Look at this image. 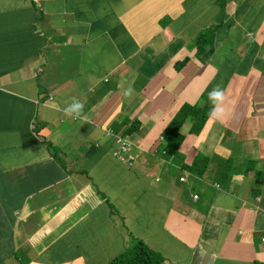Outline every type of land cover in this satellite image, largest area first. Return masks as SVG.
<instances>
[{
    "label": "crops",
    "instance_id": "1",
    "mask_svg": "<svg viewBox=\"0 0 264 264\" xmlns=\"http://www.w3.org/2000/svg\"><path fill=\"white\" fill-rule=\"evenodd\" d=\"M263 71L264 0H0V264H106L132 238L161 264H264ZM211 86L232 114L163 157ZM134 122L128 167L105 129Z\"/></svg>",
    "mask_w": 264,
    "mask_h": 264
},
{
    "label": "clouds",
    "instance_id": "2",
    "mask_svg": "<svg viewBox=\"0 0 264 264\" xmlns=\"http://www.w3.org/2000/svg\"><path fill=\"white\" fill-rule=\"evenodd\" d=\"M209 28H212V30L210 31L211 34L209 35L208 39H207V42L209 41V38L210 37H213L215 35V32H214V27H209ZM209 28H206L205 30L209 29ZM204 30V31H205ZM203 32V31H202ZM201 32V34H202ZM198 42V40H197ZM204 44V43H203ZM198 47H199V44H198ZM201 49H203V46L201 47ZM199 48V51L201 50ZM183 62L186 63V60H184ZM183 62H180L177 64V70H181L183 68V66L179 67L178 66L183 63ZM264 72V71H263ZM40 73H42V70H40L35 76L38 78ZM209 88V87H208ZM206 88L204 90V92L208 89ZM203 92V93H204ZM132 93V89L129 88L127 90H125V95L126 96H129L131 95ZM202 95V94H201ZM200 99V97H199ZM199 101V100H198ZM197 101V102H198ZM208 101L209 103L212 105L211 109H210V112H209V117L210 119H212L214 122L215 121H221L223 122L227 117H229L231 114H232V109L230 107H228V105H231V104H234V101H231V100H228L225 96V92L223 89H220V88H213L209 93H208ZM196 102V103H197ZM195 103V104H196ZM193 104V105H195ZM184 105V104H183ZM191 105V104H189ZM83 109H84V104L82 102H80L79 100L73 98V101L68 104L64 109V114L66 116H70V117H80L83 113ZM180 109V108H179ZM178 109V110H179ZM177 110V111H178ZM177 113V112H176ZM175 116V115H174ZM173 119V118H172ZM171 119V120H172ZM209 119V118H208ZM207 119V120H208ZM206 120V122H207ZM171 121H169L170 123ZM186 122H190V121H186ZM185 122V123H186ZM205 122V123H206ZM169 123L167 124V126L169 125ZM126 124V120H122L119 122L118 126H119V129L122 128L124 125ZM190 125H191V122H190ZM205 125V124H204ZM138 123L134 122L133 124H131V126L127 127L122 133H115L117 132L118 130H115V129H105V133L107 134L108 137L114 139L115 141V149L114 151L112 152V155L122 164L128 166V167H133L134 164L138 161V159L140 158L141 154L144 153V149L142 148V146H140L137 141L135 140V137H134V132L137 131L138 129ZM166 126V127H167ZM165 127V129H166ZM183 127V126H182ZM204 127V126H203ZM36 128V127H35ZM130 129H133L132 132H129ZM164 129V130H165ZM182 129V128H181ZM203 129V128H202ZM164 130L162 131L161 135L159 136L158 138V142L159 144L161 145L160 147V150H161V155L163 157H171V156H176L177 155V152L178 150L175 152V153H170L168 148L166 147L165 145V140H164V137H163V132ZM202 131V130H201ZM201 133V132H200ZM199 133V134H200ZM191 134V133H190ZM197 134V135H199ZM193 135H196V134H193ZM184 136V135H183ZM184 140V138H183ZM183 143V141H182ZM181 143V144H182ZM181 146V145H180ZM180 148V147H179ZM162 160L164 162L165 159L162 158ZM198 160V161H197ZM205 161V158L204 157H197V159L194 161L192 167L190 168H193V173L195 175H202L203 172H204V169L200 170L199 172L197 171V167L200 163L204 162ZM196 162V163H195ZM189 168V169H190ZM158 181V180H157ZM181 182L184 181V178H181L180 179ZM194 198H197V196H194ZM132 239H136V238H132ZM131 239V241H132ZM137 240H140V239H137ZM131 241L129 243V246L131 244ZM141 241V240H140ZM143 242V241H142ZM144 243V242H143ZM145 244V243H144ZM129 246L125 249L127 250L129 248ZM152 251V250H151ZM123 253V252H122ZM121 253V254H122ZM120 255V254H119ZM118 255V256H119ZM116 258V257H115ZM113 260V259H112ZM110 262V261H109ZM163 263V262H162ZM107 264V263H106Z\"/></svg>",
    "mask_w": 264,
    "mask_h": 264
},
{
    "label": "trees",
    "instance_id": "3",
    "mask_svg": "<svg viewBox=\"0 0 264 264\" xmlns=\"http://www.w3.org/2000/svg\"><path fill=\"white\" fill-rule=\"evenodd\" d=\"M211 30L212 28H209L199 36L197 43L200 49L203 43L207 42ZM184 64L185 62L181 63L178 68ZM212 89L213 86L202 93L199 101L195 105H182L164 130L163 137L165 145L170 153H175L179 149L184 138L181 128L186 121L191 122L189 133L197 135L201 132L206 120L209 118V112L212 107L208 101V93ZM132 131L133 129L129 130V132ZM190 170L193 171V168H190ZM261 183L259 181V184ZM162 262L163 258L160 255L151 251L142 241L133 239L127 250L107 264H161Z\"/></svg>",
    "mask_w": 264,
    "mask_h": 264
},
{
    "label": "rangeland",
    "instance_id": "4",
    "mask_svg": "<svg viewBox=\"0 0 264 264\" xmlns=\"http://www.w3.org/2000/svg\"><path fill=\"white\" fill-rule=\"evenodd\" d=\"M201 35V33L199 34V36ZM199 36H198V38L196 39V41L199 39ZM133 240V239H132Z\"/></svg>",
    "mask_w": 264,
    "mask_h": 264
}]
</instances>
